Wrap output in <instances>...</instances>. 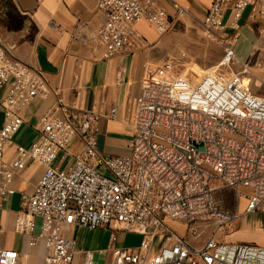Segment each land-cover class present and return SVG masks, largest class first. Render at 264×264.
<instances>
[{"label": "built area", "instance_id": "built-area-1", "mask_svg": "<svg viewBox=\"0 0 264 264\" xmlns=\"http://www.w3.org/2000/svg\"><path fill=\"white\" fill-rule=\"evenodd\" d=\"M166 1L99 0L104 21L97 39L104 58L136 53L144 45L137 29L141 22L160 36L168 33L173 15ZM248 7L264 12V0H213L207 11L203 25L225 47L220 66L235 63L239 24ZM174 8L186 13L178 4ZM48 95L44 72L12 55L0 36V195L14 193V174L28 163L46 166L16 219V230L30 237V246H45L43 264H75L76 244L64 235L65 227L116 225L144 238L139 249H116L115 264H264V248L216 238L244 214L264 212V98L254 94L242 73L180 71L171 58L147 62L134 110L123 119L131 133L130 155L99 153L95 132L100 115L61 103L58 114L51 111L41 118L37 142L18 147L14 160L6 163L5 147L23 126L25 110ZM118 114L113 108L110 118L116 120ZM75 139L82 150L73 164L53 167L60 154L71 156L69 145ZM224 191L233 192L236 211L217 198ZM36 218L42 219L38 236L33 234ZM169 221L185 224L195 240L204 229L213 230L195 244ZM158 237L172 243L155 252ZM18 259L16 251H0V264H18ZM84 264H93L90 256Z\"/></svg>", "mask_w": 264, "mask_h": 264}, {"label": "crops", "instance_id": "crops-1", "mask_svg": "<svg viewBox=\"0 0 264 264\" xmlns=\"http://www.w3.org/2000/svg\"><path fill=\"white\" fill-rule=\"evenodd\" d=\"M212 2L167 0L165 5L172 19L192 15L200 18L203 24ZM98 3L99 0H0V36L12 55L44 72L49 88L47 97H38L25 110L23 126L5 147L6 163L14 160L18 147L29 148L37 142L41 118L51 111L58 114L61 103L100 115L95 132L99 153L111 157L130 155L131 133L123 119L134 110L144 65L165 57L171 47H167L171 37L160 36L147 23L141 22L137 29L144 45L136 53L122 52L106 59L105 50L97 39V31L104 21ZM174 4L183 7L186 13H178ZM231 16L232 8H229L225 17L227 27ZM227 33L233 34L229 29ZM238 33L234 66L250 83L254 94L264 98V12L259 7H248ZM113 108L119 112L116 120L110 118ZM81 150V141L75 139L69 145L71 156L64 158L60 154L53 167L65 169L73 164ZM45 171L42 163H28L24 170L14 174L11 183L14 193L0 195V251L18 252V264L44 262L45 246H30V237L16 230V219L23 213L27 196ZM41 230L42 219L36 218L33 234L38 236ZM63 233L75 241V264H84L87 256L93 264H115V250H128L124 249L125 242L133 236L119 225L95 230L68 226ZM161 239L164 245L172 243Z\"/></svg>", "mask_w": 264, "mask_h": 264}, {"label": "rangeland", "instance_id": "rangeland-1", "mask_svg": "<svg viewBox=\"0 0 264 264\" xmlns=\"http://www.w3.org/2000/svg\"><path fill=\"white\" fill-rule=\"evenodd\" d=\"M167 35L171 37L167 47H171L165 57L158 62L171 58L180 71L192 68L200 72L219 69L228 75L238 73V68L234 65L230 67L220 66L225 56V47L217 34H212L206 30L200 18L192 15L175 17V19L171 20L170 30L164 36ZM197 148L199 151L204 150L202 145H198ZM217 198L220 200L224 199V206L227 209L231 211L237 210L238 203L235 201L232 191L218 193ZM244 208L245 202L242 201L239 206L240 213H243ZM170 225L179 234L188 235V238L195 244L205 241L213 230L211 228L209 230L204 229L201 238L195 240L189 236L190 229H187L185 224L169 221ZM126 233L133 236L127 239L124 249H137L144 237L140 236L139 232ZM216 238L222 243L264 248V212L244 214L228 227L226 232H219ZM163 246V239L158 237L155 252Z\"/></svg>", "mask_w": 264, "mask_h": 264}]
</instances>
